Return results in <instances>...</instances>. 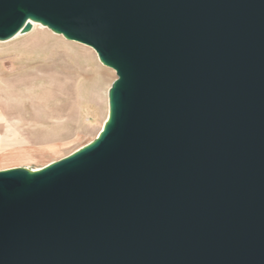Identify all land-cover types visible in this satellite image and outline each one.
Here are the masks:
<instances>
[{"label": "water", "instance_id": "1", "mask_svg": "<svg viewBox=\"0 0 264 264\" xmlns=\"http://www.w3.org/2000/svg\"><path fill=\"white\" fill-rule=\"evenodd\" d=\"M116 77L97 135L0 169V264H264V0H0Z\"/></svg>", "mask_w": 264, "mask_h": 264}, {"label": "rangeland", "instance_id": "2", "mask_svg": "<svg viewBox=\"0 0 264 264\" xmlns=\"http://www.w3.org/2000/svg\"><path fill=\"white\" fill-rule=\"evenodd\" d=\"M51 31L32 25L0 40V157L32 155L0 160V169L59 159L92 140L107 117L115 71L90 46Z\"/></svg>", "mask_w": 264, "mask_h": 264}, {"label": "bare ground", "instance_id": "3", "mask_svg": "<svg viewBox=\"0 0 264 264\" xmlns=\"http://www.w3.org/2000/svg\"><path fill=\"white\" fill-rule=\"evenodd\" d=\"M37 23V24H36ZM40 24V25H39ZM32 25H33V27H35V26H39V27H41V25L42 26H44L43 24H41V23H38V22H35V21H32ZM44 27H46V26H44ZM47 28V27H46ZM51 31V30H50ZM52 32V31H51ZM17 34H23L22 32H17V33H15L13 36H15L14 37V39L15 38H17ZM12 36V37H13ZM4 41V40H3ZM96 53V52H95ZM97 55V54H96ZM98 58V57H97ZM8 61H6V60H4V62L3 63H7ZM1 138V137H0ZM6 139V138H5ZM5 148V147H4ZM1 149V148H0ZM32 157V155L29 153V152H27V151H17V152H10V153H8V154H6V155H4V156H1L0 157V160H8V159H16V158H20V159H23V160H25V159H29V158H31Z\"/></svg>", "mask_w": 264, "mask_h": 264}]
</instances>
